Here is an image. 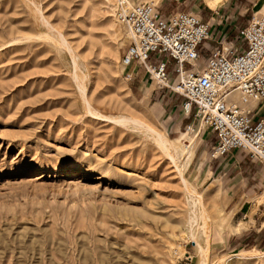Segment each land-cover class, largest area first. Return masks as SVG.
I'll list each match as a JSON object with an SVG mask.
<instances>
[{"label":"rangeland","instance_id":"1","mask_svg":"<svg viewBox=\"0 0 264 264\" xmlns=\"http://www.w3.org/2000/svg\"><path fill=\"white\" fill-rule=\"evenodd\" d=\"M157 6L200 13L214 39L233 40L264 0ZM125 37L103 0H0V264H264L257 168L213 158L181 96L152 93L141 69L129 80ZM151 131L190 139L169 155ZM204 222L202 263L191 237L206 245Z\"/></svg>","mask_w":264,"mask_h":264},{"label":"built area","instance_id":"2","mask_svg":"<svg viewBox=\"0 0 264 264\" xmlns=\"http://www.w3.org/2000/svg\"><path fill=\"white\" fill-rule=\"evenodd\" d=\"M103 1L127 34L120 59L127 78L141 69L152 93L181 96L180 110L190 120L186 128L212 135L208 145L215 159L243 154L264 189V119L257 118L264 106V6L230 40L219 31L214 39L213 24L200 13L164 14L157 4ZM232 89L237 100L228 97ZM252 101L255 108L248 105Z\"/></svg>","mask_w":264,"mask_h":264},{"label":"bare ground","instance_id":"3","mask_svg":"<svg viewBox=\"0 0 264 264\" xmlns=\"http://www.w3.org/2000/svg\"><path fill=\"white\" fill-rule=\"evenodd\" d=\"M153 1H155V3L153 2ZM153 1H148V2H144V0H141V2L140 3H152V4H154V5H156V4H158V2L160 1V0H153ZM220 1L221 0H211L209 3H213V4H219L220 3ZM132 2L134 3V4H136V0H132ZM113 10V9H112ZM114 15V14H113ZM115 17V16H114ZM115 20H116V18H115ZM117 21V20H116ZM117 23H118V21H117ZM124 28V27H123ZM124 31H125V29H124ZM125 35H127L126 34V31H125ZM125 41H126V37H125ZM121 68L123 69V67L121 66ZM124 70V69H123ZM152 90H153V88H152ZM82 91V90H81ZM239 96V92L236 90V89H232L231 91H230V93H229V98H232V99H234V100H237V97ZM249 105V107L250 108H255L256 106H255V104H253V103H249L248 104ZM164 126V125H163ZM149 130V129H148ZM194 129H192V130H188L189 132H194L193 131ZM153 131H151V133H152ZM154 134H156V136H157V138H158V145H160L163 149H165L167 152H168V154L170 155V151H172V152H174L175 151V148L176 147H178L181 143H182V141L184 140V141H188L190 138L188 137V134H182L181 135V138L178 140V141H174V142H172V143H170V142H168L163 136H160L159 134H157V133H155V132H153ZM165 151V152H166ZM185 164H183V166H184ZM183 166H179L178 167V170L179 171H183L184 170V167ZM180 174H181V172H180ZM182 180H183V184H184V186H185V188H186V190H187V192L188 193H190L191 195H193V198L195 199L194 200V204H200V201H201V196L195 191V189H194V186H193V182H190V181H188V180H186L184 177H183V175H182ZM217 185V182H213L212 184H211V186H210V189H212L214 186H216ZM185 190V191H186ZM204 215V214H203ZM202 215V216H203ZM225 215V214H224ZM223 217V216H222ZM204 218V217H203ZM222 219V218H221ZM220 219V220H221ZM204 220L206 221V218H204ZM220 220H218V223H219V221ZM208 221V220H207ZM210 223V222H209ZM217 223V222H216ZM220 224V223H219ZM218 224V229H220V230H222V228H221V226ZM207 222H204V224H203V226H202V230L204 231V232H202V234L203 235H206L205 236V238H206V245L204 246V245H202L201 244V240H198L197 238H195L194 236H192L191 237V239L193 240V243L195 244V246H196V252L198 253V255H199V257H200V259L202 260L201 262L202 263H205V261H206V259H207V257H208V248H209V234H208V228L210 229V227H209V225H208V227H207ZM217 225V224H216ZM229 226L230 225H228V228H229ZM225 228H227V227H225ZM222 233V232H221ZM203 237V236H202ZM205 240V239H204ZM204 242V241H203ZM252 252V254H257L258 253V251H256V250H252V251H250V252H243L244 254L245 253H251ZM240 254H242V253H240ZM261 254V253H260ZM257 255H259V254H257ZM257 255H256V257H257ZM260 256H264V254H261ZM224 259V258H223ZM227 260V259H226ZM217 262V261H216ZM221 262V261H220ZM207 264H208V261H207ZM227 264V263H226Z\"/></svg>","mask_w":264,"mask_h":264},{"label":"crops","instance_id":"4","mask_svg":"<svg viewBox=\"0 0 264 264\" xmlns=\"http://www.w3.org/2000/svg\"><path fill=\"white\" fill-rule=\"evenodd\" d=\"M144 1H146V0H144ZM206 1H209V2H210L211 0H206ZM206 1L204 0V3H205V5H206L207 7H209V6H217V5H218V4H213V3H209L210 5H208V4L206 3ZM222 1H223V0H221L220 3H221ZM153 2H154V1H153ZM158 3H159V2H158ZM220 3H219V4H220ZM209 8H210V7H209ZM211 21H213V19H212ZM211 21H210V24H212ZM255 106H256V103H255ZM257 118L264 119V106H263V108L260 109V111L258 112V114H257ZM232 152L237 153V151H232ZM232 152H230L227 156L223 157V158L221 159L220 162L226 161L227 164H231V165H232V164L236 165V164L242 162V156H241L240 154H238V153H237V154H233ZM238 155H239V157H237ZM238 158H239V159H238ZM227 164H225L223 167H224V168L227 167ZM237 180H238V178H234L233 180L231 179V180L228 182V184H227L226 186L222 187L224 193H231V189H232L233 183L236 182ZM213 182H217V185H216V186H220V184H219V179H214V180L211 181V183L208 185V187H209ZM216 186H214L212 189H209V190H208V187H207V188H206V191L209 192L210 190H214V188H215ZM244 208H245V205H241V206L239 207V209H238V212H239V211H240V212L243 211ZM261 224H262V226H261L260 228H264V220L261 222ZM237 226H238V225H237ZM238 228L240 229V226H238ZM252 230H253V228H252ZM223 244H224V245H223ZM222 245H223V246L227 245V242L224 241V242L222 243ZM236 245H239V243L236 244ZM225 247H226V246H225Z\"/></svg>","mask_w":264,"mask_h":264}]
</instances>
